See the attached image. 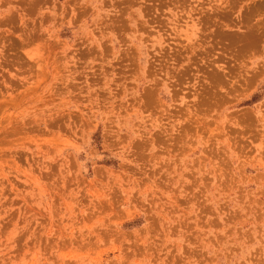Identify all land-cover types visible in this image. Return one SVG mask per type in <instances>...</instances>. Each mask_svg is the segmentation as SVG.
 <instances>
[{
    "label": "rangeland",
    "instance_id": "374dc122",
    "mask_svg": "<svg viewBox=\"0 0 264 264\" xmlns=\"http://www.w3.org/2000/svg\"><path fill=\"white\" fill-rule=\"evenodd\" d=\"M0 264H264V0H0Z\"/></svg>",
    "mask_w": 264,
    "mask_h": 264
}]
</instances>
